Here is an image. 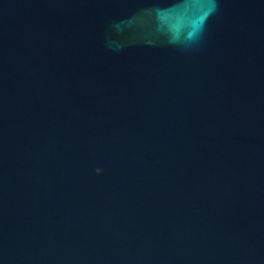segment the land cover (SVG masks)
Masks as SVG:
<instances>
[{"label":"water","instance_id":"1","mask_svg":"<svg viewBox=\"0 0 264 264\" xmlns=\"http://www.w3.org/2000/svg\"><path fill=\"white\" fill-rule=\"evenodd\" d=\"M0 264H264V0H0Z\"/></svg>","mask_w":264,"mask_h":264}]
</instances>
